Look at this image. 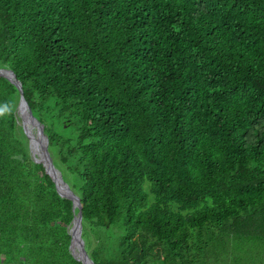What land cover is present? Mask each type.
<instances>
[{
    "label": "trees",
    "instance_id": "trees-1",
    "mask_svg": "<svg viewBox=\"0 0 264 264\" xmlns=\"http://www.w3.org/2000/svg\"><path fill=\"white\" fill-rule=\"evenodd\" d=\"M0 69L94 264H264V0H0ZM17 111L0 264H83L79 209Z\"/></svg>",
    "mask_w": 264,
    "mask_h": 264
},
{
    "label": "water",
    "instance_id": "water-1",
    "mask_svg": "<svg viewBox=\"0 0 264 264\" xmlns=\"http://www.w3.org/2000/svg\"><path fill=\"white\" fill-rule=\"evenodd\" d=\"M0 77L10 79L20 91V102L18 105V115L22 118L24 126L29 130L30 141L32 146V155L35 159L42 163L48 174L53 178L59 192L67 199L73 202V209H79L75 213L74 219L71 223L69 232L72 236L70 250L73 256L81 261L83 264H94L85 248L84 239L82 237V209L83 204L80 198L69 188L66 184L62 173L56 169L49 160V139L44 132L43 125L34 117L31 108L25 98L23 85L17 78V75L8 69H0ZM22 101V102H21ZM38 148V153L34 151Z\"/></svg>",
    "mask_w": 264,
    "mask_h": 264
},
{
    "label": "clouds",
    "instance_id": "clouds-1",
    "mask_svg": "<svg viewBox=\"0 0 264 264\" xmlns=\"http://www.w3.org/2000/svg\"><path fill=\"white\" fill-rule=\"evenodd\" d=\"M16 111L17 106L15 103H0V120H6L7 118L11 117Z\"/></svg>",
    "mask_w": 264,
    "mask_h": 264
},
{
    "label": "rangeland",
    "instance_id": "rangeland-1",
    "mask_svg": "<svg viewBox=\"0 0 264 264\" xmlns=\"http://www.w3.org/2000/svg\"><path fill=\"white\" fill-rule=\"evenodd\" d=\"M31 142V141H30ZM31 144V143H30ZM34 151H36L37 153H38V148H34ZM65 179H66V182H67V184H68V186L70 187V188H72L73 187V181H72V178L70 177V176H66L65 175ZM91 238V240H94V238L91 236L90 237Z\"/></svg>",
    "mask_w": 264,
    "mask_h": 264
}]
</instances>
